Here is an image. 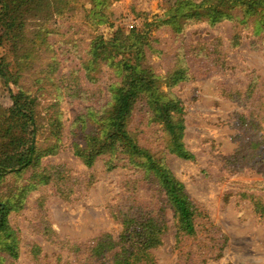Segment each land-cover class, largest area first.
Returning a JSON list of instances; mask_svg holds the SVG:
<instances>
[{
    "label": "rangeland",
    "instance_id": "rangeland-1",
    "mask_svg": "<svg viewBox=\"0 0 264 264\" xmlns=\"http://www.w3.org/2000/svg\"><path fill=\"white\" fill-rule=\"evenodd\" d=\"M175 1L52 0L58 13L27 20L18 82L0 78V106L10 109L19 89L38 97V149L57 147L35 168L0 184L5 199L41 181L8 217L19 257L2 253L0 264H102L91 247L105 235L118 241L119 212L129 210L166 227L162 245L151 251L155 264H264V215L256 212V203L264 204V7L255 16L238 8V19L214 26L189 20L178 32L160 24L222 0H185L176 11ZM45 36L50 50L41 46ZM120 37L140 43L130 49ZM98 42L159 77L161 93L184 108L183 142L195 157L191 161L169 152L163 126L150 121L143 102L129 131L184 185L197 211L193 236L179 234L165 193L140 169L120 162L108 171L105 157L87 167L74 154L75 144L84 146L86 136L100 129L110 86L123 78L118 68L98 62L92 66L95 81L88 80L85 66ZM108 42L121 43L123 52L115 54ZM6 52L1 49L0 58L14 63ZM178 68L187 80L168 86L167 77ZM57 114L61 129L48 137ZM7 242L0 234V247Z\"/></svg>",
    "mask_w": 264,
    "mask_h": 264
},
{
    "label": "trees",
    "instance_id": "trees-1",
    "mask_svg": "<svg viewBox=\"0 0 264 264\" xmlns=\"http://www.w3.org/2000/svg\"><path fill=\"white\" fill-rule=\"evenodd\" d=\"M241 1L222 0L218 5H200L180 19L174 17L160 26L173 25L178 32L182 30L183 22L189 20L207 21L214 26L226 20L238 19L235 13L238 8H241L246 16H255L259 8L264 7L261 0L243 4ZM184 2L185 0H176L173 3L174 10L183 7ZM262 12L264 13V9ZM56 13L58 11L53 10L52 0H0V50L6 49V57L8 54L15 57L14 63H6L4 57L0 58V78L4 83L18 82L17 71L23 59L18 51L22 44L26 43L23 29L27 20L42 14L51 17ZM40 30L42 29H37L38 37L42 33ZM121 38L119 40L129 45L130 49L137 48L136 44L140 43V40L130 43L127 39ZM41 40V46H46V49L50 50L46 36ZM107 46L115 54L124 50V46L119 42H108ZM98 62L118 68L123 78L121 83L110 86L111 103L99 121L100 129L97 133L86 136L84 146L75 144V156L87 167H92L99 158L105 157L108 171L118 168L120 162H127L131 167L140 169L146 179L155 181L165 193L176 215L179 234L195 235L197 211L189 200L184 185L149 150L141 147L129 131L135 107L143 102L142 104L149 108L150 121L163 126L168 137L169 152L187 161L195 159L183 142L185 111L181 102L168 99L161 93L163 81L151 71L141 69V64L134 63L132 59L118 58L99 42L93 47L91 62L85 66L90 82L95 81L92 66ZM187 78L186 71L178 68L167 77L165 83L173 87ZM12 100L13 105L10 109L5 110L0 106V184L11 175L20 176L25 171L35 168L43 154L53 153L57 147L47 148L45 153L38 149L37 135L40 131L36 111L39 105L38 97L19 89L16 94H12ZM59 120L57 114L53 118L48 137L58 135L61 129L57 126ZM39 183L41 181L29 185L14 197L0 198V234L8 241L0 247V261L2 253L13 259L19 257L17 237L9 225L8 217L12 211L22 206L26 192ZM131 212V210L119 212L123 232L118 241H114L110 235H105L91 247L94 259L101 260L102 264H106V260H111V264H155L151 251L162 245L166 227L156 223L154 218L142 211ZM256 212L264 215V204L261 201L256 203Z\"/></svg>",
    "mask_w": 264,
    "mask_h": 264
},
{
    "label": "water",
    "instance_id": "water-1",
    "mask_svg": "<svg viewBox=\"0 0 264 264\" xmlns=\"http://www.w3.org/2000/svg\"><path fill=\"white\" fill-rule=\"evenodd\" d=\"M108 47V46H107Z\"/></svg>",
    "mask_w": 264,
    "mask_h": 264
}]
</instances>
